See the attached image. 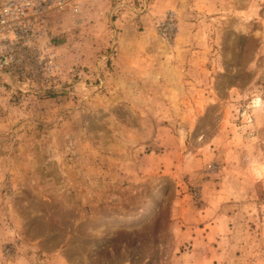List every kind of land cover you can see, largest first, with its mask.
<instances>
[{
    "label": "rangeland",
    "instance_id": "obj_1",
    "mask_svg": "<svg viewBox=\"0 0 264 264\" xmlns=\"http://www.w3.org/2000/svg\"><path fill=\"white\" fill-rule=\"evenodd\" d=\"M81 1L0 97V264H264V0Z\"/></svg>",
    "mask_w": 264,
    "mask_h": 264
},
{
    "label": "built area",
    "instance_id": "obj_2",
    "mask_svg": "<svg viewBox=\"0 0 264 264\" xmlns=\"http://www.w3.org/2000/svg\"><path fill=\"white\" fill-rule=\"evenodd\" d=\"M113 1H117L112 9L116 15L126 0ZM147 1L142 0L138 10L129 7L141 13ZM81 6V0H0V97L14 94V83L18 82H48L57 88L61 66L52 24L65 8L78 15ZM154 28L166 41L173 40L177 33L174 11L159 15Z\"/></svg>",
    "mask_w": 264,
    "mask_h": 264
}]
</instances>
